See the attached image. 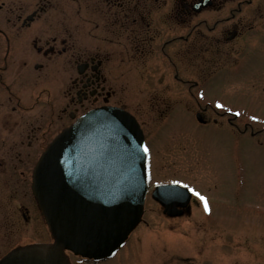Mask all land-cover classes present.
Returning <instances> with one entry per match:
<instances>
[{"label":"flooded vegetation","instance_id":"obj_1","mask_svg":"<svg viewBox=\"0 0 264 264\" xmlns=\"http://www.w3.org/2000/svg\"><path fill=\"white\" fill-rule=\"evenodd\" d=\"M263 21L264 0H0V258L38 242L33 172L62 129L97 107L130 110L114 102L124 79L173 81L196 103L213 77L242 73ZM209 109L195 113L203 126Z\"/></svg>","mask_w":264,"mask_h":264},{"label":"rangeland","instance_id":"obj_2","mask_svg":"<svg viewBox=\"0 0 264 264\" xmlns=\"http://www.w3.org/2000/svg\"><path fill=\"white\" fill-rule=\"evenodd\" d=\"M262 26V40L256 47L248 43L242 73H220L203 86L202 99L229 108L237 119L209 109L210 123L200 125L195 113L204 104L173 81L145 83L151 94L140 80L115 83L114 102L145 123L153 181H185L208 205L198 198L183 215L170 216L149 192L140 223L113 258L85 261L68 251L72 264H264V21ZM61 96H55L56 108ZM157 101L160 113H150ZM33 227L32 241L50 239L44 220ZM14 244L7 241V250Z\"/></svg>","mask_w":264,"mask_h":264},{"label":"water","instance_id":"obj_3","mask_svg":"<svg viewBox=\"0 0 264 264\" xmlns=\"http://www.w3.org/2000/svg\"><path fill=\"white\" fill-rule=\"evenodd\" d=\"M147 188L137 120L120 108L90 111L53 140L34 171L33 190L54 242L16 249L0 264H70L66 250L112 256L140 222ZM153 197L166 214L180 215L177 206L190 193L163 185Z\"/></svg>","mask_w":264,"mask_h":264},{"label":"snow or ice","instance_id":"obj_4","mask_svg":"<svg viewBox=\"0 0 264 264\" xmlns=\"http://www.w3.org/2000/svg\"><path fill=\"white\" fill-rule=\"evenodd\" d=\"M218 107H222L221 105H218ZM149 151L148 147L145 146L144 147V152L147 153ZM184 187H188L187 185H184ZM192 192L199 198L201 199L202 201L205 202V205H206V208H207V204H206V200L203 196H201L199 193H196L195 190H192Z\"/></svg>","mask_w":264,"mask_h":264}]
</instances>
